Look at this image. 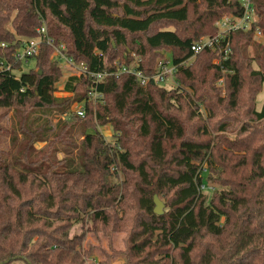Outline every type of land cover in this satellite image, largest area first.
I'll list each match as a JSON object with an SVG mask.
<instances>
[{
  "label": "trees",
  "instance_id": "obj_1",
  "mask_svg": "<svg viewBox=\"0 0 264 264\" xmlns=\"http://www.w3.org/2000/svg\"><path fill=\"white\" fill-rule=\"evenodd\" d=\"M251 2L257 21L224 35L231 52L218 64L217 51L191 47L242 16V0H0V108L20 120L17 152L0 157V263L93 264L88 234L126 232L127 264H264V53L247 52L256 29L264 34V0ZM42 26L91 72L137 57L147 76L169 62L174 84L72 75L57 97L52 46L28 57L37 69L21 71L15 57ZM90 91L103 100L67 118ZM212 183L218 190H201Z\"/></svg>",
  "mask_w": 264,
  "mask_h": 264
},
{
  "label": "built area",
  "instance_id": "obj_2",
  "mask_svg": "<svg viewBox=\"0 0 264 264\" xmlns=\"http://www.w3.org/2000/svg\"><path fill=\"white\" fill-rule=\"evenodd\" d=\"M242 4L244 7V12L240 17H230L225 16L222 20L217 22V26L219 29V34L216 37L212 38H204L199 42L192 45L191 50L194 55L199 54L201 51L205 49H213L218 52V58L215 59V63H220L228 59L231 49L230 43L226 41L225 44H222L224 39V35L229 34L231 31L236 30H248L251 28L252 24H254L257 19V13L252 5L251 0H242ZM256 35H262V31L260 29H256ZM42 43H46L54 48V53L52 58L56 60L60 66H62L63 70L69 74V76L75 75L77 77L81 76H90L96 84L101 82L106 76L116 74L117 76L121 74H132L134 75L142 85H146L150 80H155L159 84H168L170 82L174 83L173 73L175 71V67L172 66L169 62L162 64L159 70L152 76L145 75L141 70L127 66L125 64H119V62H115V67L113 71L103 70L98 72H91L88 69V66L84 63H77L72 57L67 55L66 46L64 44L54 45V40L48 36L46 26H42L37 31V36L35 38L27 41L22 51L15 55L18 61H22L23 59H28V57L35 56L38 54L40 46ZM9 69V67H7ZM169 79V80H168ZM219 86H224V79L219 80ZM173 85V84H171ZM103 96L101 93L97 91H90L88 97L81 101L74 103L71 113L77 114L80 117L85 116L86 105L88 101H102ZM201 174L204 179L208 174V166L207 163H204L201 166ZM206 176V177H205ZM201 190L203 191H214V187L206 184H201Z\"/></svg>",
  "mask_w": 264,
  "mask_h": 264
},
{
  "label": "rangeland",
  "instance_id": "obj_3",
  "mask_svg": "<svg viewBox=\"0 0 264 264\" xmlns=\"http://www.w3.org/2000/svg\"><path fill=\"white\" fill-rule=\"evenodd\" d=\"M207 38V37H206ZM204 39V38H203ZM20 54L23 53L22 49L18 50V53ZM247 52L249 54L250 58H254L255 56L257 57V54H263L264 53V34L260 36H255L253 43L248 46ZM169 52L165 53V56L168 58ZM137 57H135L134 62L130 65L131 67H134L136 62H137ZM169 60V59H168ZM21 62V71H29L30 69L35 68V61L34 59H23ZM16 75L19 76V72H16ZM69 77V74L65 70H63V74L60 77L59 82L56 85L57 92L56 96L57 97H67L68 94L64 93L63 88L65 81ZM169 80V79H168ZM169 82V81H168ZM219 82V80H218ZM216 82L215 85L219 87V83ZM171 84H174L171 82ZM169 87V83L166 85ZM221 95L225 96L226 95V90L225 88L221 87L220 88ZM97 102V101H95ZM77 103V102H76ZM75 106V104H73ZM70 109V113L66 115V117L70 118L71 116L74 115V113H71L73 106ZM258 110L264 109V90L258 95ZM204 111V110H202ZM35 116L37 114H34ZM31 118H33V116ZM34 116V117H35ZM58 118H54L52 120V126L54 127L57 123ZM20 120L16 116L13 108L7 109V108H0V157L4 156V154H9L8 158L13 156V153L17 152V150H12L11 149V142L14 139L15 133L19 132ZM98 131L100 134L103 135V137L109 141L113 142L114 141V135L111 127L109 125L105 126H98ZM92 132V131H90ZM21 132L19 133L18 140L22 141ZM76 139L79 140V135L76 136ZM24 146V145H23ZM45 147V143H36L35 148L37 150H40ZM63 154L59 153L58 158H62ZM5 159V158H4ZM208 176V174L206 175ZM205 176V177H206ZM211 186H216L217 190L219 188L218 185L213 184ZM163 201V200H162ZM164 202V201H163ZM164 210H167L165 207ZM127 233L126 232H114L111 234V237L108 238L102 233L99 234H93L90 233L88 234L86 240H85V247L88 248L89 246L92 247V257L90 258V262L93 264H99L100 262H105L109 264H127V259L124 255L125 251V239H126ZM111 238V239H110ZM10 264H23L21 261H15Z\"/></svg>",
  "mask_w": 264,
  "mask_h": 264
},
{
  "label": "water",
  "instance_id": "obj_4",
  "mask_svg": "<svg viewBox=\"0 0 264 264\" xmlns=\"http://www.w3.org/2000/svg\"><path fill=\"white\" fill-rule=\"evenodd\" d=\"M154 213L156 215H163L164 214V208H165V204L162 200H160V198L155 195L154 196ZM9 261H6V263H8ZM3 264V263H0Z\"/></svg>",
  "mask_w": 264,
  "mask_h": 264
}]
</instances>
